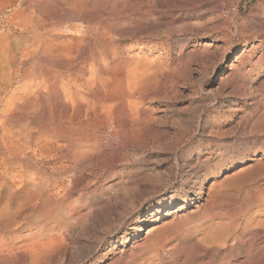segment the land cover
Masks as SVG:
<instances>
[{"label":"rangeland","instance_id":"rangeland-1","mask_svg":"<svg viewBox=\"0 0 264 264\" xmlns=\"http://www.w3.org/2000/svg\"><path fill=\"white\" fill-rule=\"evenodd\" d=\"M0 264H264V0H0Z\"/></svg>","mask_w":264,"mask_h":264},{"label":"bare ground","instance_id":"bare-ground-1","mask_svg":"<svg viewBox=\"0 0 264 264\" xmlns=\"http://www.w3.org/2000/svg\"><path fill=\"white\" fill-rule=\"evenodd\" d=\"M210 193V192H209Z\"/></svg>","mask_w":264,"mask_h":264}]
</instances>
